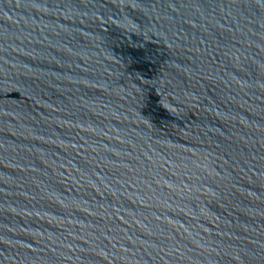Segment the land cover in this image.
I'll list each match as a JSON object with an SVG mask.
<instances>
[{
  "label": "water",
  "instance_id": "obj_1",
  "mask_svg": "<svg viewBox=\"0 0 264 264\" xmlns=\"http://www.w3.org/2000/svg\"><path fill=\"white\" fill-rule=\"evenodd\" d=\"M0 264H264V0H0Z\"/></svg>",
  "mask_w": 264,
  "mask_h": 264
}]
</instances>
